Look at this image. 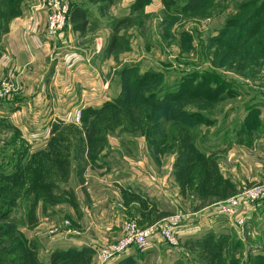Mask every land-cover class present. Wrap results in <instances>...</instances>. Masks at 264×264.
Returning <instances> with one entry per match:
<instances>
[{
  "label": "rangeland",
  "instance_id": "1",
  "mask_svg": "<svg viewBox=\"0 0 264 264\" xmlns=\"http://www.w3.org/2000/svg\"><path fill=\"white\" fill-rule=\"evenodd\" d=\"M18 1L0 0V10L5 6L7 10L2 12L10 13ZM71 1V7L77 4ZM84 1L95 10L112 13L115 10L117 14H106L109 18L106 30L99 32L91 27L83 36L92 41L96 35L104 37L99 38V54L106 61L103 79L111 93L103 108L109 103L123 104V87H129L147 73V77H156L154 80L160 86L142 92L145 96L154 93L151 106L164 101L165 93L175 92L183 77H214L206 86H226L221 94L223 99L205 111L182 102L166 109V114L174 107L180 112H199L209 121V124L197 122L188 129L172 127L171 121L159 118L157 133L141 110L137 122V118L118 115V120L99 125L93 149L86 147L85 131L94 122L92 119L97 118L93 113L96 109H86L88 116L81 113L78 123L72 121L51 130V140L43 152L31 136L37 133L29 134L30 130L23 133L9 120L0 118V264H38L39 232L44 229L48 236H53L55 233L50 232L57 231L59 224L70 226L68 219L78 226L70 207L77 218L82 213L71 203L70 193L74 196V190L84 184L86 167L100 155L114 152L115 147V152L131 158L130 164L139 163V155L149 156L162 177L170 176L172 205L167 217L190 214L198 205L201 208L202 233L182 235L177 246L160 239L161 255L151 253L152 264H207L208 261L211 264L207 252L199 248L210 245L213 236L223 243L220 261L227 263L232 259L245 264L251 255H264V199L249 205L246 211H250L251 218L242 225V231L232 219L214 212L220 202L264 185L262 44L257 41L252 50L235 57L220 48V36L226 25L242 23L239 6L255 0L216 1L205 11L186 10L187 0ZM4 13L0 12V18ZM238 30L236 25L230 27L223 39L234 40ZM111 38L115 40L113 46H110ZM157 77L161 78L156 80ZM169 98L160 106L169 104ZM113 122H121L122 127H114ZM110 139L118 144L114 147L108 142ZM207 193L219 196H207ZM212 220L211 231L208 228ZM127 223L141 227L132 220ZM144 264H150L149 259Z\"/></svg>",
  "mask_w": 264,
  "mask_h": 264
},
{
  "label": "crops",
  "instance_id": "2",
  "mask_svg": "<svg viewBox=\"0 0 264 264\" xmlns=\"http://www.w3.org/2000/svg\"><path fill=\"white\" fill-rule=\"evenodd\" d=\"M73 1L77 4L71 7L64 32L54 36L47 33L42 0H20L6 14L2 12L7 10L5 6L0 10L5 14L0 18V80L9 77L18 82V92L0 100V118L23 133H37L31 136L42 152L49 145L51 130L75 122L77 111L84 115L86 109H100L110 99L111 91L103 79L106 61L99 54V38L104 37L96 35L95 42L83 36L91 27L106 30V14L114 16L116 11L95 10L84 0ZM108 142L114 147L118 144L112 139ZM116 150L95 158L85 169L84 184L74 190L82 217L77 218L71 207L70 212L78 226L68 219V228L59 224L57 231H49L55 233L53 236L44 229L38 233V264H50L55 251L80 252L110 245L121 237L127 221L145 227L169 215L170 176L162 177L149 156L139 155V163L130 164L131 158ZM199 210L181 215L180 238L202 233ZM249 212L247 217L251 218ZM210 223L208 229L212 231L214 221ZM159 245L154 243L146 250L131 248L112 264H144L147 259L152 264V255H161ZM96 259L99 264L97 252L87 249L59 257L51 264H96Z\"/></svg>",
  "mask_w": 264,
  "mask_h": 264
},
{
  "label": "trees",
  "instance_id": "3",
  "mask_svg": "<svg viewBox=\"0 0 264 264\" xmlns=\"http://www.w3.org/2000/svg\"><path fill=\"white\" fill-rule=\"evenodd\" d=\"M216 1L224 2L227 0H187L185 9L189 10L191 8L199 9V10H207L208 8L212 7ZM258 2H248V3H242L239 6V12L240 14H243L242 23L238 25V23H229L226 25V30L224 31L223 35L220 36L221 39V47L224 48V53L229 54L230 56H237L238 53L243 51H250L253 49V43L256 44L257 41H259L262 44V52L264 53V0H257ZM238 26L239 30L237 33V36L234 40H224L225 34H227V31L232 26ZM115 44L114 38H111L110 40V46H113ZM260 52V54H262ZM262 58H264V55H262ZM149 76V73L141 75L139 78H136L134 82L129 87H123V98L122 101H124L123 104H115L112 105L111 103L108 104V106L102 107L99 110L93 111L95 114L94 117H97L95 119H92L94 122H90L88 125L87 130L85 131V143L87 148L93 149L94 147V139H95V132L99 130V125L102 123H112L114 120L118 117V115L124 116L126 119L129 118H137L135 122L138 121V113L139 110H141V113L147 118L149 122L152 123L153 129H156L155 132L159 133V126L157 124L159 118H163L165 121H171L172 127L175 128H186L188 129L193 124H196L197 122H200L201 124H209V121L199 114V112H192L191 114L187 111L180 112L177 107H174L172 112L170 114H166V109H170V106H172L175 103L182 102L185 105H191L196 107L198 110H206L209 108H212L215 103L220 102L222 97V90L223 88H226L223 84H220L219 86L210 87L206 86L208 82H211L214 79V77H183L180 79V81L176 84L178 86L177 90L175 92H172L170 94L165 93V97H163L164 101L169 96V104H166L165 102L164 106H160V104L164 101H159L156 105L151 106L149 105L150 99H153V94L145 96L143 90L146 88H149L151 86H154V88L157 90L160 86H158L157 81L154 80L156 77H147ZM161 77H157L156 80H159ZM206 79L208 81H206ZM222 98V99H221ZM162 99V100H163ZM120 104V105H119ZM162 105V104H161ZM91 112V111H88ZM87 112H84L86 114ZM88 116V113L86 114ZM184 115L185 117H182ZM198 117V118H196ZM91 118V117H90ZM196 118V119H195ZM106 119H109L110 121H107ZM114 119V120H113ZM191 119H195L191 120ZM91 120V119H90ZM198 120V121H197ZM87 122L84 121V124ZM113 126L122 127V123L113 122ZM108 127V126H107ZM109 128V127H108ZM152 134H154L152 132ZM207 176H209V171L207 172ZM183 178H181V184L183 185ZM210 182V187L211 183ZM197 193V192H196ZM208 195H214L219 196L217 193H207ZM70 199L71 203L77 210V204L75 197L73 196V193H70ZM200 205L194 207V211L199 210ZM210 238L212 236L210 235ZM186 246H187V242ZM212 249L210 251V249ZM223 247V243H221L219 240H215L214 236L212 238L210 245H205L204 247L199 248L201 251H206L207 256L210 257L211 264H217L216 262H220V264H239L237 261L230 260L227 263L225 261H220V252ZM81 252H87V249H82V251H76L74 249H70L66 252H60L55 251L50 258V264L51 262L54 263L59 257H63L66 255H78ZM232 257V255H231ZM245 264H264V255L262 253L260 254H254L251 255L249 258L246 259ZM122 264H131L128 261L123 262ZM207 264H210L209 261Z\"/></svg>",
  "mask_w": 264,
  "mask_h": 264
},
{
  "label": "built area",
  "instance_id": "4",
  "mask_svg": "<svg viewBox=\"0 0 264 264\" xmlns=\"http://www.w3.org/2000/svg\"><path fill=\"white\" fill-rule=\"evenodd\" d=\"M71 0H42V7L47 12L46 30L48 35L54 36L63 33L69 21ZM18 91L16 79L5 77L0 80V100L7 99ZM74 120H81V113H76ZM264 199V185L252 187L237 196L220 202L214 207V212L220 216L229 217L231 221L243 230L242 225L248 219L246 211L249 205ZM252 205V204H251ZM181 215L166 217L153 225L138 227L134 223H125L121 237L114 243L95 249L99 264L115 261L131 248L146 250L152 245L159 244L160 239L170 246L180 243L178 228Z\"/></svg>",
  "mask_w": 264,
  "mask_h": 264
}]
</instances>
